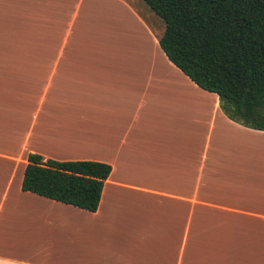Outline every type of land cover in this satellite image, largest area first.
I'll return each mask as SVG.
<instances>
[{"label":"crops","instance_id":"crops-1","mask_svg":"<svg viewBox=\"0 0 264 264\" xmlns=\"http://www.w3.org/2000/svg\"><path fill=\"white\" fill-rule=\"evenodd\" d=\"M9 23L46 31L56 80L0 84V264H264V130L126 0H0ZM29 153L107 163L96 209L23 191Z\"/></svg>","mask_w":264,"mask_h":264},{"label":"trees","instance_id":"trees-1","mask_svg":"<svg viewBox=\"0 0 264 264\" xmlns=\"http://www.w3.org/2000/svg\"><path fill=\"white\" fill-rule=\"evenodd\" d=\"M161 21L170 63L214 93L230 120L264 130V0H141ZM110 166L93 160L26 156L21 189L88 211Z\"/></svg>","mask_w":264,"mask_h":264},{"label":"rangeland","instance_id":"rangeland-1","mask_svg":"<svg viewBox=\"0 0 264 264\" xmlns=\"http://www.w3.org/2000/svg\"><path fill=\"white\" fill-rule=\"evenodd\" d=\"M159 35L163 25L141 0H126ZM46 31L24 25H0V84H50L56 74L48 73L49 47ZM52 59V57H51ZM51 61V68H52ZM53 76H55L53 78Z\"/></svg>","mask_w":264,"mask_h":264}]
</instances>
